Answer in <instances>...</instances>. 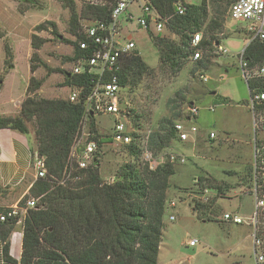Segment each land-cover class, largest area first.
I'll list each match as a JSON object with an SVG mask.
<instances>
[{"label": "trees", "instance_id": "1", "mask_svg": "<svg viewBox=\"0 0 264 264\" xmlns=\"http://www.w3.org/2000/svg\"><path fill=\"white\" fill-rule=\"evenodd\" d=\"M58 1L70 12L69 32L75 37L74 40L63 38V43L74 48L68 61L76 63L89 58L91 50L80 48L81 42L90 43L84 34L82 21H88L89 24L110 23L117 0H105L103 4H98V0ZM78 1L83 2L81 11ZM148 3L160 19H169L165 28L173 36H163L161 33L155 35L148 29L159 51L160 68L171 76H178L190 61L193 62L192 54L197 49L203 50L204 54L196 62L192 73L205 68L209 62L207 58L215 51L216 44L220 43L219 35L223 33L226 12L228 14L226 4L221 0H203L201 4H190L184 0H148ZM180 6L185 9L183 15L179 14ZM212 11L214 13L211 15ZM35 31H51L53 36L59 37L54 21L37 25ZM197 33H202L203 39L195 48L192 39ZM48 41L38 34L32 35L31 45L35 52L31 58V73L34 74L41 67L47 70L48 76L63 73L66 76L62 86L80 89L81 97L77 102L37 98L35 93L42 88L46 79L32 77L20 115L0 117V130L10 129L29 135L30 127H34L36 157L45 159L47 170L46 177L37 179L20 203L24 207L29 199H38L36 207L30 208L23 220V251L20 260L10 255L8 239L12 228L7 233L0 231L6 243L5 257L15 264H159L167 192L176 165L170 162L172 153L169 150L181 142L175 130L179 113L174 112L173 117L162 118L156 130L144 134L142 125L138 123L141 116L135 110H130L136 131L132 144L124 146L132 162L121 166L112 182H105L101 178L98 165L100 150L111 138L109 135L104 138L95 121H90L88 128L95 134L94 140L100 149L97 153L98 161L88 169L76 171L68 177L72 148L86 116L84 99L93 86L92 76L87 73L74 75L60 68H52L41 60L39 51ZM244 61L251 73L264 66V40L253 39L252 35L244 51ZM117 75L123 91H133L146 78L154 75V69L139 53L134 52L122 59ZM247 83L250 94L264 92V78L252 77ZM262 109L264 106L258 107V111ZM147 137L148 147L158 161L153 171L141 159V144ZM262 142L258 138L256 145ZM255 179L254 169L249 168L241 181L254 187ZM196 185L199 194L210 189L220 195L231 187L210 175L200 176ZM214 203L215 200L210 198L207 201L197 198L192 200L194 209L205 220H214ZM5 211L0 209V213ZM15 222L16 219L4 224L12 227ZM259 228L257 236L262 239L264 249V217L261 218Z\"/></svg>", "mask_w": 264, "mask_h": 264}, {"label": "rangeland", "instance_id": "2", "mask_svg": "<svg viewBox=\"0 0 264 264\" xmlns=\"http://www.w3.org/2000/svg\"><path fill=\"white\" fill-rule=\"evenodd\" d=\"M184 1L201 4L203 0ZM77 3L81 11L83 2ZM129 12L135 15V21L122 20L121 39L135 42L134 52L154 69V75L146 78L139 88L123 91V108L133 109L141 116L138 123L144 134L156 130L160 120L173 117L174 112L179 113L177 122L186 124L188 129L192 126L198 129L196 134H191L189 144L177 142L176 151L169 150L172 154L183 153L186 163H177L170 179L159 264H257L254 228L250 226L256 197L254 187L241 181L249 168L255 173L256 164L261 170L260 163H255L254 117L247 106L250 91L241 67V54L252 39L251 24L232 19L226 12L219 38L228 53L220 54L215 49L207 58L205 68L193 74L196 62L190 61L178 76H171L160 68L159 51L149 31L138 25L136 19L141 16L138 5H132ZM69 18V10L58 0H0V117L20 115L32 77L49 80L35 93L37 98L69 99L72 89L64 90L62 86L65 74L48 76L44 67L35 74L30 71L35 52L31 39L33 34H38L49 40L39 51L41 60L52 68L63 67L65 72H72L76 63L67 58L73 55L74 48L63 43V38L75 39L69 32ZM46 21L56 22L59 37L53 36L51 31H35L37 25ZM86 25L89 22L82 21V26ZM150 31L158 35L154 23ZM161 34L173 37L166 28ZM201 74L209 77L207 83L201 80ZM192 103L200 108V113L187 121V110ZM97 121L104 138L110 136L115 117L103 115ZM30 128L34 133V127ZM211 133H215L216 139L210 138ZM197 139L198 143L194 144ZM129 162L132 158L124 145L113 140L105 143L98 161L101 178L112 182L121 166ZM202 175H210L231 187L220 195L210 189L207 195L199 194L196 181ZM196 198L215 200L214 220L200 217V212L192 205ZM172 202L174 207L170 206ZM226 213L241 216L245 223L225 220ZM171 216L175 219L171 220ZM262 217L264 214L259 221ZM191 240H197V245L190 246Z\"/></svg>", "mask_w": 264, "mask_h": 264}, {"label": "built area", "instance_id": "3", "mask_svg": "<svg viewBox=\"0 0 264 264\" xmlns=\"http://www.w3.org/2000/svg\"><path fill=\"white\" fill-rule=\"evenodd\" d=\"M228 8L229 17L235 20L245 21L251 24L249 30L253 39L260 38L264 40V0H221ZM98 4H103L105 0L96 1ZM137 4L141 11V16L137 18L138 25L145 29H150L154 23L158 34L163 33L165 24L169 19H160L161 17L152 9L148 0H117L112 11V20L110 23L96 22L84 26V34L90 40V43L84 41L80 43L82 50H91L92 55L89 58L79 60L73 67L72 74L82 75L87 73L92 76L93 86L89 93L85 96L86 116L81 125L80 132L76 138L75 144L72 148L70 158V168L68 177H71L76 171L86 170L98 161L99 145L94 140L95 134L92 133L88 125L90 121L94 120L97 127L100 124L97 118L103 115L114 116L115 123L110 135L111 140L117 144L130 145L133 142V134L136 128L133 124L130 110L123 108L122 94L123 88L119 83L117 72L120 69L121 61L124 57L134 53L136 44L132 40L125 38L121 39L122 20L128 23L135 21V15L129 12V8ZM185 9L179 7V14L183 15ZM151 21V24L149 23ZM203 39L202 33H197L193 36L192 46H199ZM245 51V50H244ZM244 51L241 54V67L244 77L248 79L252 77L264 78V66L257 68L251 73L247 68V63L244 61ZM216 52L220 54H227L228 51L218 43L216 45ZM203 50L197 49L192 54V61L197 62L203 58ZM200 78L207 83L209 77L201 74ZM81 97V91L78 88L72 89L69 95L71 102H77ZM264 106V92H256L250 94L249 108L252 110L254 117L255 129V163H260L261 170L256 164L255 183L253 194L256 197L255 213L250 218V226L254 228V253L257 264H264V249L263 241L258 234L259 217L264 214V110L258 111V107ZM214 111V108H210ZM200 113V108L195 104L190 105L188 114L190 118H197ZM101 129V128H100ZM175 130L179 135L181 142H188L191 134H196L198 129L192 126L190 129L186 124L177 122ZM211 139H216L215 133L210 134ZM263 140L262 144L257 146V139ZM141 159L143 163L150 169L155 170L158 165L156 156L148 147V137L141 144ZM170 162L177 164H185L186 158L181 154H171ZM33 168L36 171L37 179L45 178L47 170L45 168V159L42 157H35ZM77 179L79 178L76 177ZM205 195L209 193L204 191ZM207 201L208 198H201ZM38 199L31 198L27 201L24 207L20 204L8 208L5 212L0 213V222L5 223L16 219L23 221L30 208H35ZM170 206H175V203H170ZM174 220V216L170 217ZM224 219L232 221L235 224H243L245 220L239 215L226 213ZM249 224V223H248ZM198 243L197 240H191L190 246L194 247Z\"/></svg>", "mask_w": 264, "mask_h": 264}, {"label": "crops", "instance_id": "4", "mask_svg": "<svg viewBox=\"0 0 264 264\" xmlns=\"http://www.w3.org/2000/svg\"><path fill=\"white\" fill-rule=\"evenodd\" d=\"M60 69L63 70V67ZM46 81L48 82L49 80L46 79ZM63 89L65 90L67 87H63ZM186 119L187 121L191 120L189 114ZM182 143L189 144L187 142ZM193 143L197 144L198 139ZM172 149L176 151L175 145H173ZM35 157L36 143L34 133L25 135L10 129L0 130V209L7 210L19 205L29 194L30 189L37 181L36 171L33 168ZM11 228L8 239L10 255L13 259L20 260L23 251V221L15 222L12 227L0 222V231L2 230L3 233H7ZM5 245L6 243L0 236V264H15L6 259Z\"/></svg>", "mask_w": 264, "mask_h": 264}, {"label": "water", "instance_id": "5", "mask_svg": "<svg viewBox=\"0 0 264 264\" xmlns=\"http://www.w3.org/2000/svg\"><path fill=\"white\" fill-rule=\"evenodd\" d=\"M193 104V103H192Z\"/></svg>", "mask_w": 264, "mask_h": 264}]
</instances>
